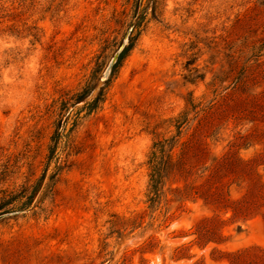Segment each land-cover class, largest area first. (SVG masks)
Here are the masks:
<instances>
[{"label":"rangeland","instance_id":"obj_1","mask_svg":"<svg viewBox=\"0 0 264 264\" xmlns=\"http://www.w3.org/2000/svg\"><path fill=\"white\" fill-rule=\"evenodd\" d=\"M129 16L128 0H0L4 187L39 178L60 101L107 75ZM263 43L264 0H164L41 207L0 217V264H264Z\"/></svg>","mask_w":264,"mask_h":264},{"label":"trees","instance_id":"obj_2","mask_svg":"<svg viewBox=\"0 0 264 264\" xmlns=\"http://www.w3.org/2000/svg\"><path fill=\"white\" fill-rule=\"evenodd\" d=\"M164 0H128L130 4L129 21L126 32L118 44L113 56V63L104 76L105 68L97 64L89 79L80 91L69 99H62L58 107V118L47 147L45 162L39 178L32 185H21L18 189L4 187L7 169H0V217L6 215L26 214L41 207L50 193L60 171L61 159L69 145L70 135L78 125L80 114L93 115L104 102L108 90L116 78L119 69L129 57L146 26L151 21H158L162 16ZM126 36V41L124 42ZM264 49V43L261 46ZM191 64L188 60L187 66ZM191 71V70H190ZM78 105L81 107L77 108ZM182 124L176 126L177 136ZM168 140L158 141L147 162L150 170L151 196L148 197L149 209L155 210L164 197L165 172L173 163V154L166 150Z\"/></svg>","mask_w":264,"mask_h":264},{"label":"bare ground","instance_id":"obj_3","mask_svg":"<svg viewBox=\"0 0 264 264\" xmlns=\"http://www.w3.org/2000/svg\"><path fill=\"white\" fill-rule=\"evenodd\" d=\"M256 227L258 228V230H261L262 229V226L259 223L256 225Z\"/></svg>","mask_w":264,"mask_h":264}]
</instances>
